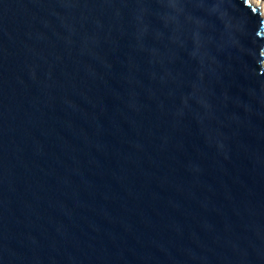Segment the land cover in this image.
<instances>
[{
    "label": "water",
    "instance_id": "1",
    "mask_svg": "<svg viewBox=\"0 0 264 264\" xmlns=\"http://www.w3.org/2000/svg\"><path fill=\"white\" fill-rule=\"evenodd\" d=\"M0 264H264L262 5L0 0Z\"/></svg>",
    "mask_w": 264,
    "mask_h": 264
},
{
    "label": "rangeland",
    "instance_id": "2",
    "mask_svg": "<svg viewBox=\"0 0 264 264\" xmlns=\"http://www.w3.org/2000/svg\"><path fill=\"white\" fill-rule=\"evenodd\" d=\"M256 2H258L260 5H262V9L264 11V0H255Z\"/></svg>",
    "mask_w": 264,
    "mask_h": 264
},
{
    "label": "bare ground",
    "instance_id": "3",
    "mask_svg": "<svg viewBox=\"0 0 264 264\" xmlns=\"http://www.w3.org/2000/svg\"><path fill=\"white\" fill-rule=\"evenodd\" d=\"M250 1H252L255 5H260L258 2H256L255 0H250ZM262 13H263V15H264V11H263V9H262Z\"/></svg>",
    "mask_w": 264,
    "mask_h": 264
}]
</instances>
